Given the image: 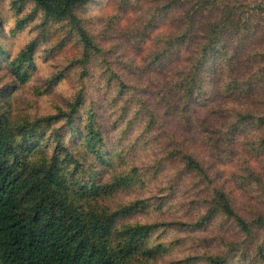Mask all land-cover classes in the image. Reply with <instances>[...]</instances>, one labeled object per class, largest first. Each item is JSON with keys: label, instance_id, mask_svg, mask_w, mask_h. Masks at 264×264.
<instances>
[{"label": "clouds", "instance_id": "1", "mask_svg": "<svg viewBox=\"0 0 264 264\" xmlns=\"http://www.w3.org/2000/svg\"><path fill=\"white\" fill-rule=\"evenodd\" d=\"M260 2L191 0L185 5L184 12L189 16L195 12L202 22L211 20L214 24L231 15L238 18L239 25H244ZM89 3L90 0H77L71 21L64 19L54 24L53 30L61 31H57L48 43H39L40 26L45 23L46 14L37 7L35 0H24L23 10L19 12L14 0H0V41L4 45L0 49V57L6 58V63L12 65L20 60L29 45H34V67L28 69L29 74L23 82L16 81L7 70L0 72V76L4 77L0 87L15 83L14 97L32 104L26 113L29 123L36 125L39 122L37 133L32 138L25 141L19 134L15 137L23 158L46 165L56 173L57 187L64 191L71 189L80 196H99L109 190L116 192V195L102 199L101 212L106 205L116 214L139 200L157 194L170 199L169 193L157 190L165 189L169 182H173L180 187L173 203L201 201L207 189L210 205L215 198L213 190L223 187L239 199L241 210L237 214L245 223H251L257 209L264 211V122L253 126L254 121L248 120V117L264 118V108H258V102L250 98L255 95L252 85L260 77L264 61L249 59L250 67L244 70L238 81L247 86L246 94L242 96L227 94L219 97L218 93L223 91L224 85L232 83V77L225 66L224 74L219 81L216 80L213 67L209 78L202 82L203 101H199L200 94L194 91L192 107L185 108V111L194 114L197 121L195 135H192V128H185L188 136L177 137L164 123L175 109L166 110L164 102L166 93L173 86L183 87V81L189 77L192 61L187 53L182 56V74H176L175 70H162L159 74H141L138 79L130 78L124 65L131 63L143 68L142 56L146 53L142 56H134L131 52L124 55V49L116 48L107 63L103 56L86 61L83 46H78L80 54L72 62L58 55H45L46 50L53 47L73 24L83 26L87 31L95 21L94 30L90 33L92 37H98L106 28L109 18L114 15L113 8L107 5L88 9ZM144 15V12L129 13L137 22ZM30 16H34L31 22L25 23L22 29L17 27L18 22ZM121 27H127V22L121 21ZM173 31L167 26L156 28L152 39L159 35L168 36ZM235 37L234 43L240 38L239 30ZM152 39L146 42V49L152 48ZM76 40H80V36H76ZM119 44L118 39L109 40L100 45V50L108 53ZM257 54L264 55V47L249 45L245 59ZM118 59V64H112ZM152 77H156L159 83ZM36 89L45 94L37 97ZM65 89H70V94H65ZM41 99L48 103L44 111L36 103ZM181 107L185 106L182 104ZM186 139H191L193 143H184L177 149V145ZM218 148L233 153L230 162L216 161ZM185 156L202 164L207 179L202 175L188 179L190 172L182 159ZM217 172L222 173L218 178ZM137 176H152L153 181L141 190L138 184H128ZM209 181L212 183L209 184ZM125 191L127 194H124ZM209 205L200 208V216L207 215ZM177 215L182 216L183 212ZM157 216L158 213H151L150 217H144L139 222L132 220L128 227H135L137 223H155ZM221 219L227 220L228 216ZM221 219L214 214L208 216L206 224L210 229H217ZM184 222H188L187 218ZM191 222L196 223L195 220ZM236 232L238 235L228 237L226 241L239 246L232 256L233 264H264V255L259 251L264 245V231L254 242L249 241L239 228ZM204 234L211 236L214 233ZM183 235L179 233V236ZM100 238L104 239L103 234ZM209 243L214 245L211 250L213 255L229 251L226 244L212 240ZM190 247L185 245L177 259L197 255L187 250ZM203 254L204 249H200L199 255Z\"/></svg>", "mask_w": 264, "mask_h": 264}, {"label": "rangeland", "instance_id": "2", "mask_svg": "<svg viewBox=\"0 0 264 264\" xmlns=\"http://www.w3.org/2000/svg\"><path fill=\"white\" fill-rule=\"evenodd\" d=\"M190 2L191 0H90L87 5L88 9L107 5L113 8L114 15L109 18L106 28L98 37H92L90 33L94 30L95 21L88 26L87 31L83 26L73 24L63 37L57 39L53 47L46 50L45 55H58L66 61L72 62L80 54L78 46H83L86 61L91 62L103 56L104 62L107 63L108 57L114 53L116 48L124 49V55H127L128 52L134 56H142V53H146L142 56L143 68L135 67L131 63L124 65L128 69L130 78L138 79L141 74H159L162 70H175L176 74H182L183 69L180 67L183 62L182 56L187 53L188 59L192 61L191 71L189 77L183 81V87L173 86L166 93L167 99L164 102V107L166 110L175 109V111L165 118L164 123L172 130L174 136L187 137L188 133L185 128H192L194 136V125L197 121L194 114L185 111V108L192 107L191 100L194 91L200 94L199 101H203L202 82L209 78L210 70L215 68V79L219 81L224 74L225 66H227L232 77V83L224 85L223 91L218 93L219 97L227 94L242 96L246 94L247 86L241 85L238 81L244 74V70L249 69V59L264 61V55L259 54L245 59L248 56L249 45L255 48L264 47V0L256 4L253 10L254 14L244 25H239L238 18L231 15L215 24L211 20L206 23L202 22L195 12L190 16L184 12L185 5ZM23 3L24 0H14L17 12L23 10ZM37 7L42 9L38 5ZM42 10L46 16L45 23L40 26L41 33L38 42L48 43L56 36L57 31H61H54L53 25L64 19L71 21L73 13L76 11V5L64 16L49 15L44 9ZM136 12L145 14L144 17L139 18V22L129 16V13ZM33 18L34 16L26 17L25 21L18 22L17 27L22 29L23 25L31 22ZM121 21H126L127 27L122 28ZM166 26L174 31L168 36L159 35L152 39L153 31L156 28ZM237 30L240 31V38L234 43ZM76 36H80V40H76ZM113 39H118L120 44L108 53H102L100 45ZM150 39H152V48L146 49L145 44ZM3 46V41H0V49ZM229 52H231V56H229ZM33 54L34 45H29L20 60L12 65L6 63V58L0 57V72L7 70V73L14 76L16 81L23 82L26 75L29 74L28 69L34 67ZM118 63L119 59L112 62V64ZM111 66L110 64L109 67ZM205 69L209 71H205ZM152 78L157 84L159 83L156 77ZM3 79L4 77L0 76V81ZM16 87L15 83L4 84L0 87V143L11 153H13L11 147L14 148L18 154L16 158L19 159L25 171L37 170L40 177L46 176L48 172L52 174L54 185L52 206L54 213L60 216L65 226L74 229L75 225L78 227L80 225L90 233L91 225H96L97 222L106 224L107 218L113 219L112 224L109 225V234L105 235L104 239L107 241L109 249L115 253L119 264H211L209 257L221 259L222 264H233L232 256L239 246L235 243H226L227 238L238 235L236 229L239 228L248 236L249 241L254 242L264 231V211L257 209L251 223H245L237 214L241 210L238 207L239 199L232 192H226L223 187L213 190L215 198L210 205L207 189L204 190L205 198L201 201L173 203L177 199L176 194L180 192V187L169 182L167 188L158 189L157 192L169 193L170 199L157 194L149 199L139 200L130 208L121 209L116 214H113L106 205L103 212L100 211L102 199L117 194L112 190L102 192L99 196L91 194L80 196L71 189L64 191L57 187V174L51 172L46 165L32 163L23 158V154L20 153L16 144L17 134L27 141L36 135L39 127V122L36 125L30 124L26 114L32 104L24 101L23 98L14 97ZM252 90L255 95L250 98L258 102V108H264V69H261L260 77L252 85ZM144 91L147 92V89ZM44 94L40 89L35 90L37 97ZM65 94H70V89H65ZM36 103L41 111L48 108L46 100L41 99ZM182 104L185 107H181ZM248 120L254 121L253 126L264 122V118L248 117ZM184 143L191 145L193 141L186 139L177 145V149ZM9 144L10 146H7ZM217 151L216 161L218 163L230 162L232 152L227 149L221 151L219 148ZM182 159L186 162V170L190 172L188 179H195L196 175H202L207 179V173L201 163H198L197 167L188 162L193 158L185 156ZM221 175L220 172L216 173L217 178ZM152 181V176H137L134 181L129 180L128 184H138L139 188L143 190ZM211 183L212 181H209V184ZM124 194L127 192L125 191ZM182 195H186V193H182ZM32 203H34L32 199H26L23 201V207L29 209ZM205 205H209L208 213L206 216H200V208ZM226 206L229 208L226 209ZM181 211L183 215L178 216L177 213ZM151 213H158L155 223L144 225L137 223L135 227H128L130 221L139 222L144 217H150ZM214 214L218 219L227 215L228 219H221L217 229H210L206 221L208 216ZM185 218L188 222H184ZM193 220L196 223H192ZM198 225L202 227H198ZM208 232L214 234L211 236L204 234ZM179 233H184V235L179 236ZM210 240L226 244L229 251L211 254L214 245L209 243ZM185 245H191L187 250L197 253V255H189L184 260H179L177 257ZM200 249H204L203 255H199ZM259 251L264 255V245ZM0 264H5L1 258Z\"/></svg>", "mask_w": 264, "mask_h": 264}, {"label": "trees", "instance_id": "3", "mask_svg": "<svg viewBox=\"0 0 264 264\" xmlns=\"http://www.w3.org/2000/svg\"><path fill=\"white\" fill-rule=\"evenodd\" d=\"M47 14L64 16L77 0H35ZM18 74V71L16 70ZM7 146H10L7 145ZM0 143V258L5 264H119L105 239L113 219L86 228L65 226L54 213L52 174L25 171L18 154ZM13 154V155H12ZM198 167L193 159L188 161ZM40 196H42L40 198ZM32 199L29 209L23 201ZM226 209L229 207L226 206ZM211 264L222 260L209 257Z\"/></svg>", "mask_w": 264, "mask_h": 264}]
</instances>
